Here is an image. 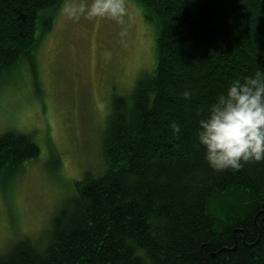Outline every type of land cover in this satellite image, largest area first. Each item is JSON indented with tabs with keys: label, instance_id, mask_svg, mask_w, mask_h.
I'll return each mask as SVG.
<instances>
[{
	"label": "trees",
	"instance_id": "1",
	"mask_svg": "<svg viewBox=\"0 0 264 264\" xmlns=\"http://www.w3.org/2000/svg\"><path fill=\"white\" fill-rule=\"evenodd\" d=\"M134 1L156 30L155 65L112 102L104 171L75 181L46 238L16 240L0 264H264V161L217 172L197 140L229 84L264 70V0ZM65 2L0 0V83L26 61L36 76ZM39 154L32 136L7 132L0 173Z\"/></svg>",
	"mask_w": 264,
	"mask_h": 264
},
{
	"label": "rangeland",
	"instance_id": "2",
	"mask_svg": "<svg viewBox=\"0 0 264 264\" xmlns=\"http://www.w3.org/2000/svg\"><path fill=\"white\" fill-rule=\"evenodd\" d=\"M66 0L43 35L36 76L26 61L0 83V137L32 136L40 154L21 172L0 173V256L23 237L46 238L74 183L104 171L103 137L113 100L128 96L155 65L156 30L144 8L125 0L122 23L88 18Z\"/></svg>",
	"mask_w": 264,
	"mask_h": 264
},
{
	"label": "clouds",
	"instance_id": "3",
	"mask_svg": "<svg viewBox=\"0 0 264 264\" xmlns=\"http://www.w3.org/2000/svg\"><path fill=\"white\" fill-rule=\"evenodd\" d=\"M88 18H109L123 22L125 0H92L81 6ZM192 90L181 96L190 99ZM173 134L181 128L173 122ZM197 140L204 159L217 172L239 171L245 164L264 161V70L233 80L226 93L211 104L206 117L198 121Z\"/></svg>",
	"mask_w": 264,
	"mask_h": 264
},
{
	"label": "bare ground",
	"instance_id": "4",
	"mask_svg": "<svg viewBox=\"0 0 264 264\" xmlns=\"http://www.w3.org/2000/svg\"><path fill=\"white\" fill-rule=\"evenodd\" d=\"M24 63V62H23ZM20 68V67H19Z\"/></svg>",
	"mask_w": 264,
	"mask_h": 264
}]
</instances>
